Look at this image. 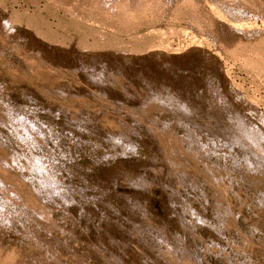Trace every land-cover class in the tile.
<instances>
[{
	"label": "rangeland",
	"instance_id": "1",
	"mask_svg": "<svg viewBox=\"0 0 264 264\" xmlns=\"http://www.w3.org/2000/svg\"><path fill=\"white\" fill-rule=\"evenodd\" d=\"M263 124L264 0H0V264H264Z\"/></svg>",
	"mask_w": 264,
	"mask_h": 264
},
{
	"label": "bare ground",
	"instance_id": "2",
	"mask_svg": "<svg viewBox=\"0 0 264 264\" xmlns=\"http://www.w3.org/2000/svg\"><path fill=\"white\" fill-rule=\"evenodd\" d=\"M6 24V23H5ZM9 24V23H8ZM10 26V25H9ZM8 27V26H7ZM10 28H11V26H10ZM5 39V38H4ZM12 46H13V44H12ZM186 103V102H185ZM230 113V112H229ZM227 114V113H226ZM232 116V115H231ZM236 116V115H235ZM238 116V115H237ZM230 117V116H229ZM231 120H232V118H231ZM231 120H230V123H231ZM228 121H229V119H228ZM234 122V121H233ZM226 123H228V122H226ZM229 123V124H230ZM242 123V122H241ZM233 123H231V125H232ZM227 125V124H226ZM230 125V126H231ZM264 125V124H263ZM262 129V128H261ZM259 132V131H258ZM245 133V132H244ZM246 135V134H245ZM256 136H257V134H256ZM232 137V136H231ZM246 137H247V135H246ZM234 139V138H233ZM236 140H237V138H235ZM235 139H234V141H235ZM239 141V140H238ZM124 142V141H123ZM222 183V182H221ZM235 219V218H234Z\"/></svg>",
	"mask_w": 264,
	"mask_h": 264
}]
</instances>
